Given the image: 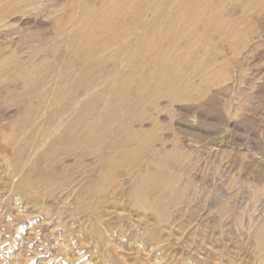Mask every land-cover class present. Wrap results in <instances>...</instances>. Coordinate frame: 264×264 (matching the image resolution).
Masks as SVG:
<instances>
[{"label": "rangeland", "instance_id": "obj_1", "mask_svg": "<svg viewBox=\"0 0 264 264\" xmlns=\"http://www.w3.org/2000/svg\"><path fill=\"white\" fill-rule=\"evenodd\" d=\"M0 264H264V0H0Z\"/></svg>", "mask_w": 264, "mask_h": 264}, {"label": "bare ground", "instance_id": "obj_2", "mask_svg": "<svg viewBox=\"0 0 264 264\" xmlns=\"http://www.w3.org/2000/svg\"><path fill=\"white\" fill-rule=\"evenodd\" d=\"M186 14H187V13H186ZM186 14H185V16H186V18H187V15H186ZM189 16H190V13H189ZM189 16H188V18L191 19V17H189ZM122 17H123V16H122ZM132 18H133V16H132ZM132 18H131V19H132ZM155 18H157V17H155ZM155 18H154V21H155ZM188 18H187V21H188V20L190 21V19H188ZM123 19H124V18H123ZM128 19H129V18H128ZM131 19H130V20H131ZM205 19H206V17H205ZM125 20H126V19H125ZM136 20H137V19H135L134 22H135ZM128 21H129V20H128ZM132 21H133V20H132ZM132 21H131V22H132ZM143 21H144V20H143ZM185 21H186V20H185ZM189 21H188V22H189ZM206 21H207V19H206ZM145 22H146V21H145ZM145 22H144V24H145ZM188 22H187V24H188ZM156 23H157V22H156ZM153 25L155 26V23H153ZM186 27L189 28L190 26H186ZM189 29H190V28H189ZM190 30H191V29H190ZM185 31H188V30H185ZM156 34H157V33H156ZM162 34H163V33H162ZM157 35H159V34H157ZM160 35H161V34H160ZM174 36H175V35H174ZM157 37H158V36H157ZM160 37H161V36H160ZM170 37H171V36H170ZM142 38H143V37H142ZM157 39H158V38H157ZM170 39H171V38H170ZM163 40H164V39H163ZM179 40H180V39H179ZM174 42H175V38H174ZM176 42H177V41H176ZM136 44H137V43H136ZM173 44H174V43H173ZM176 44H177V43H176ZM86 47H87V46H86ZM86 47H85V48H86ZM176 47H177V46H176ZM69 59H70V58H69ZM91 75H92V74H91ZM24 81H25V80H24ZM165 188H166V187H165ZM167 190H168V189H167Z\"/></svg>", "mask_w": 264, "mask_h": 264}]
</instances>
